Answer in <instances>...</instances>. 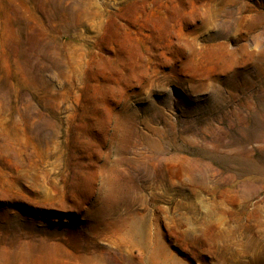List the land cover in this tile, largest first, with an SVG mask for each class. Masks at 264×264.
<instances>
[{"label": "rangeland", "instance_id": "1", "mask_svg": "<svg viewBox=\"0 0 264 264\" xmlns=\"http://www.w3.org/2000/svg\"><path fill=\"white\" fill-rule=\"evenodd\" d=\"M0 264H264V0H0Z\"/></svg>", "mask_w": 264, "mask_h": 264}]
</instances>
